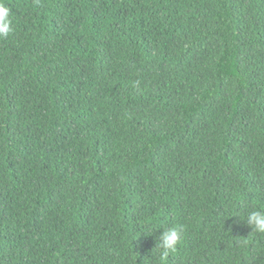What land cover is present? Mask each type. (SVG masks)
<instances>
[{
    "label": "trees",
    "instance_id": "trees-1",
    "mask_svg": "<svg viewBox=\"0 0 264 264\" xmlns=\"http://www.w3.org/2000/svg\"><path fill=\"white\" fill-rule=\"evenodd\" d=\"M2 2L0 264H264V0Z\"/></svg>",
    "mask_w": 264,
    "mask_h": 264
},
{
    "label": "clouds",
    "instance_id": "clouds-1",
    "mask_svg": "<svg viewBox=\"0 0 264 264\" xmlns=\"http://www.w3.org/2000/svg\"><path fill=\"white\" fill-rule=\"evenodd\" d=\"M14 33L11 10L0 0V39L9 37ZM138 81L134 82V86L138 85ZM246 225L251 228V232L256 234H264V209L254 208L247 213L244 219ZM184 226L174 225L164 227L158 238L154 248L159 252V264H166L169 256L176 252L177 246L183 240ZM247 244V240L241 242Z\"/></svg>",
    "mask_w": 264,
    "mask_h": 264
}]
</instances>
